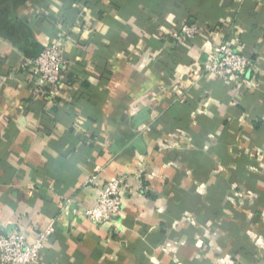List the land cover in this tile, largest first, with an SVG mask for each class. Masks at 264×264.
<instances>
[{
    "label": "crops",
    "instance_id": "0c3cea01",
    "mask_svg": "<svg viewBox=\"0 0 264 264\" xmlns=\"http://www.w3.org/2000/svg\"><path fill=\"white\" fill-rule=\"evenodd\" d=\"M189 20L249 56L242 90L198 72ZM63 37L59 94L33 97L18 65ZM260 161L264 0H0V231L51 226L43 264H264ZM116 177L120 214L86 220Z\"/></svg>",
    "mask_w": 264,
    "mask_h": 264
},
{
    "label": "built area",
    "instance_id": "2783aa9c",
    "mask_svg": "<svg viewBox=\"0 0 264 264\" xmlns=\"http://www.w3.org/2000/svg\"><path fill=\"white\" fill-rule=\"evenodd\" d=\"M225 33L219 26L210 27L196 20L184 21L175 32V40L184 48L195 47L199 55L204 56L201 75L214 82L235 87L239 92L249 82L247 76L253 69V62L247 54L233 48L224 38ZM66 37L43 44L38 55L22 59L18 70L23 73L33 97L58 96L59 86L64 78L68 62L63 55V43ZM198 78V76H195ZM207 103H205V106ZM203 113V109L193 111L192 116ZM211 141H215L214 137ZM264 167V162L260 161ZM255 169V168H254ZM92 182V180H90ZM123 178L116 177L97 186V195L93 204L82 208L80 214L94 224L113 222L123 207ZM233 184L230 188L234 204L244 205V195ZM191 219L192 224L195 222ZM259 219L264 222V208ZM257 222L253 225L256 226ZM52 232L51 226L31 237L19 227L6 232L0 231V264H43L42 256L46 242ZM250 238L259 246H264L262 237L255 229L248 231Z\"/></svg>",
    "mask_w": 264,
    "mask_h": 264
}]
</instances>
